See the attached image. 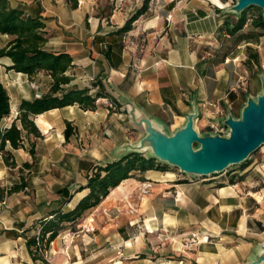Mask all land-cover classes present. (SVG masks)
Returning <instances> with one entry per match:
<instances>
[{
    "label": "crops",
    "instance_id": "crops-1",
    "mask_svg": "<svg viewBox=\"0 0 264 264\" xmlns=\"http://www.w3.org/2000/svg\"><path fill=\"white\" fill-rule=\"evenodd\" d=\"M7 1L11 7L22 9L27 16L42 20L48 37L45 48L70 55L73 67H78L85 73L82 80L87 84L85 87L93 91L97 89V86L93 84L100 80L109 95L122 110L124 109L127 118H129L128 110L132 108L136 115L145 116L156 127L168 134H173L184 126L187 115L193 111L194 107L198 110L195 123L206 125L207 119L202 115L203 104L206 101H219L226 98L234 104L236 100H239L240 93L245 90L243 88L246 83L245 76L248 74L246 70H243L242 74L243 51L242 47L235 43L233 38L235 33L232 32L236 21L219 17L214 10L203 4L197 5L195 10L191 8L182 11L180 10L183 7L181 2H175L171 13L172 18H162L157 14L146 15L145 12L131 24L130 30L116 33L131 17L128 9L124 10L119 7L120 0L110 2L107 5L109 8L107 11L103 9L102 0ZM169 3H172V0H169ZM178 11L179 14H177ZM0 39H2L0 48L5 47L10 40L7 35L2 34H0ZM108 48L110 50L109 60L104 55ZM5 66L9 65L1 63L0 78L3 74L12 73L11 77L18 81L22 91V94L16 92V101L13 102L10 98V113H12L18 110L20 99L31 101L39 98L37 95L39 92L42 94V91L41 87L29 81L33 80L38 73L28 77L26 74L10 70L7 74ZM45 77L50 79L47 75ZM256 77L258 80L259 74H256ZM89 81L93 82L89 83ZM33 118L40 133L38 140L41 145L51 143L55 135L59 137L56 141L62 145L63 150L57 155L63 161L72 160L70 166L72 173L69 174L72 182L64 184L61 180L56 182L54 181L55 174H26V176L19 174V181L15 185H19L23 178L25 186L16 193L35 190L38 194L50 196V199L46 198L38 206L31 205L29 202H26V205L16 206L15 218L1 222L3 231L0 233V242L6 243L5 245L10 249L0 252V264H8L6 258L13 264V253H16L17 244L20 245V249L24 247L29 257L25 239L37 235L42 223L51 219L53 212L57 210L56 204L59 206L65 200V207L72 209L78 203L81 197L73 201L72 195L76 190L86 186L88 175L100 162L96 157L83 158L79 154L71 157L70 152H66L65 146L70 142V137L67 140L64 137L66 123H69L74 135L78 133L83 136L99 128H101V133L107 136L110 133L112 139H105L111 148L108 162L118 155L116 146L127 141L121 136L123 129L112 123L107 107L83 110L77 105H72L51 109ZM130 124L135 129L136 126L131 121ZM22 135L25 141V132ZM32 158L34 166L38 163L41 164V168L49 171L47 166L52 159L46 156L41 155L39 158L37 154H34L29 159L23 157L21 163L30 164ZM155 172L158 171L149 170L140 174L144 180L156 182L158 180L155 178L159 176ZM59 176L62 180L68 178L66 174H59ZM81 176L84 177V182L80 184V187H74V179H79ZM130 181L131 178L121 181L115 194L113 196L108 194L105 200L119 199L124 192L122 187ZM168 189L169 186L157 184L154 185L152 191L162 192L161 196L166 197ZM175 190L178 193L180 188ZM55 195L57 198L54 197ZM220 195V192H217L218 198L214 197V200L207 198V204L211 203L219 213L223 214L240 209L237 208L239 202L235 196L228 195L223 198ZM180 197L178 193V198ZM158 209L161 210L159 207ZM248 209L242 200V233L248 230L249 224L253 225L247 218ZM162 218L160 225L164 226L166 225V214ZM70 223L72 222L67 224ZM256 223L260 225V222ZM78 224L81 227L88 225L84 220L78 221ZM115 227L118 226L115 225ZM58 234L52 243L60 238L63 231ZM243 237L242 234V240ZM132 238L127 230L118 228L115 235L106 236L105 240L124 243L123 251L127 252ZM80 241L90 243L88 248H93L97 245L99 238L84 234L80 237ZM82 254L81 251L75 253L73 263L76 260H82ZM204 254L213 255L214 253L207 251ZM261 254V250L251 253L242 249V257L235 258L231 262L223 261L220 264H247L259 258ZM217 257L219 259L220 256ZM206 258L210 262V257ZM57 259V261L60 260V258ZM196 263L200 264L197 258ZM218 263L217 260L216 264ZM81 264H87L86 259L85 263Z\"/></svg>",
    "mask_w": 264,
    "mask_h": 264
},
{
    "label": "rangeland",
    "instance_id": "rangeland-1",
    "mask_svg": "<svg viewBox=\"0 0 264 264\" xmlns=\"http://www.w3.org/2000/svg\"><path fill=\"white\" fill-rule=\"evenodd\" d=\"M112 1L102 0L101 4L105 11L109 9L107 5ZM159 1L150 0L145 14H157L162 18H172L173 5L175 2H181L183 7L180 10L182 11L191 8L195 10L197 5L203 4L214 10L219 17L231 18L236 23L239 20L238 15L228 11L235 0H172V3H169V0ZM118 4L120 8L128 9L129 15L132 16L141 8L143 0H120ZM179 13L178 11L177 14ZM260 15L263 17L262 9L247 8L244 11V25L233 37L235 43H238L243 51L242 74L243 70H246L248 74L245 76L246 83L243 87L245 90L240 93L239 100L232 104L231 114L235 118L239 117L246 99L249 96L256 99L260 92V78L258 84L256 74L264 76V28H257L253 25ZM9 39L11 38L9 37ZM1 43L2 39H0ZM1 63L10 66V62L5 58H0V66ZM7 67L5 66L4 69L8 74L7 71L10 70ZM12 75V73L10 75L3 74L0 84L6 90L9 101L12 98L14 102L16 101V92L22 94V91L18 81L11 77ZM66 75L72 80L65 88H86L87 84L82 81L85 73L80 68L72 67L66 72ZM45 76V73L39 72L36 77H33V80H29L35 86L41 87L42 94L48 92L51 83V80ZM91 82L93 81H89V83ZM96 91L97 89L93 91L90 89L89 94L93 95ZM42 94L39 92V97ZM20 102L21 99L19 104ZM106 107L112 118V123L123 129L121 136L127 139L116 146V152L120 154L127 145L136 146L143 138L144 132L138 127L132 128L130 119L127 118L124 109L122 110L119 105L108 100H95V109H105ZM18 114L19 110L10 113L9 117L2 121L1 128L9 126L10 122L18 117ZM16 124L20 126L18 121ZM194 128L199 135L212 133L203 123L196 122ZM100 129L89 131L83 136L78 133L74 135L75 133L72 131L69 145L65 146L66 152H70L71 157L75 154H79L83 158L96 157L100 160L98 163L104 166L109 160L108 156L111 155V148L105 139H112V135L108 133L109 136H107L101 133ZM25 136L23 147L11 149L6 146L5 150L0 153V233L3 231L1 222L15 218L16 206L26 205V202L38 206L46 198L50 199V196L38 194L35 190L23 193L10 192L9 190L19 181V174H23V176L26 174H55L54 181L56 182L59 180L63 184L72 182L69 175L72 173L70 169L72 160L65 159L63 161L58 158L57 154L62 152L63 148L56 141L59 139L57 135L51 139L52 142L49 141L51 143L42 145L38 138H34L28 133H25ZM79 138L80 141H78ZM31 145H34V154H37V157L40 158L42 155L52 159L47 166L49 171L41 168V164L37 163L34 166L33 158L30 159L31 168L27 169L23 166L21 163L23 157L28 159L33 157L29 153ZM197 148L198 144L194 143L193 149ZM148 154L149 151L143 155L148 157ZM4 157L8 159L7 162ZM157 161L160 162L159 166L162 168V171H158L160 173L155 172L159 176L155 178L158 181H146L142 174L132 173L131 181L122 187L124 192L119 199L105 200L104 198L95 208L86 211L72 223H62L63 228L59 233L63 231V234L60 238L51 244L40 240L39 247L31 248L33 256L28 251V257L24 247L20 249V245L17 244L16 253H13V264H25L26 262L29 264H81L85 263V259L87 264H197L196 258L200 264H216L217 260L220 264L223 261L231 262L235 258L242 257V249L251 253L261 250V247L264 246V145L244 162L231 165L220 173L203 177L180 172L178 168ZM59 174H66L68 178L62 180ZM82 182H84L83 176L79 179L75 178L74 187H80ZM157 184L169 186V189L166 190V197L161 196L162 192L152 191L154 185ZM117 187L111 188L108 194L113 196L119 188ZM177 188H180L178 192L180 198L175 190ZM76 191L72 195L73 201L89 193L85 187ZM217 192H220L222 197L235 196L239 202L237 208L240 209H234L228 214L219 213L216 207L211 203L207 204L206 201L207 198L210 200H214V197L218 198ZM54 197L57 198L56 195ZM242 200L249 208L247 218L253 224L251 226L248 223V230L244 233H242L241 225ZM63 201L65 202V200ZM64 202L59 206L56 204L57 210L63 212L70 210L65 207ZM158 207L164 214L159 211ZM165 214L166 225L162 226L160 222ZM81 220L86 221L88 225L81 227L78 224V221ZM256 222H260V225L258 226ZM85 228L89 229V233H85ZM116 228H124L133 237L127 252L123 251L124 243L105 240L106 236L116 234ZM84 234L99 238L97 245L88 248L90 243L86 244L83 241L81 243L80 237ZM135 236L137 238H134ZM28 239L26 238L25 242ZM5 244L0 242V252L10 249ZM78 251L83 252L82 260H76L73 263V256ZM207 251L214 254H204ZM44 252H46L45 258ZM217 256H220L219 259ZM206 257H210V262ZM57 258L60 260L57 261ZM6 260L8 264H11L9 259L6 258Z\"/></svg>",
    "mask_w": 264,
    "mask_h": 264
},
{
    "label": "trees",
    "instance_id": "trees-1",
    "mask_svg": "<svg viewBox=\"0 0 264 264\" xmlns=\"http://www.w3.org/2000/svg\"><path fill=\"white\" fill-rule=\"evenodd\" d=\"M149 1L143 0L141 8L116 33H124L130 30L131 24L146 12ZM244 21L243 11L232 32L239 31L244 25ZM253 25L263 29L264 17L260 15L253 22ZM44 27L40 18L27 16L22 9L11 7L7 0H0V34L11 38L5 47L0 48V58H7L10 62L7 69L26 74L28 77L43 72L51 80L48 92L31 101L21 100L18 117H15L9 126L4 128H1V123L9 117L10 104L9 96L0 84V153L5 150L6 146L11 149L23 147V132L32 135L34 138H40V133L32 119L36 115L51 109L72 105H77L83 110H94L95 100L98 98H105L117 104L100 80L93 84L97 86V91L93 95L89 94L91 88H65L72 80L66 75V72L73 67L72 58L67 53L53 52L45 48L48 37ZM104 55L106 59H110L109 48ZM17 121L20 123V128L16 124ZM71 134L72 129L69 127V123H66L65 139L67 140ZM33 146L31 145L29 149L31 156L34 155ZM4 160L7 162L8 159L4 157ZM159 163L154 157L130 152L113 162H107L104 166L100 164L94 166L87 177L85 186L89 193L82 197L72 209L66 212L55 210L52 218L42 223L39 239L45 241L46 244L52 242L63 228L62 223L73 222L86 211L95 208L108 195L111 188H115L121 181L131 178L132 173H144L149 170L162 171ZM23 166L27 169L31 167L28 163H24ZM24 186V179L21 178L20 184L13 186L9 191L16 192ZM35 246V237H30L26 242V247L31 255V248Z\"/></svg>",
    "mask_w": 264,
    "mask_h": 264
},
{
    "label": "water",
    "instance_id": "water-1",
    "mask_svg": "<svg viewBox=\"0 0 264 264\" xmlns=\"http://www.w3.org/2000/svg\"><path fill=\"white\" fill-rule=\"evenodd\" d=\"M258 7L263 10L264 0H235L228 10L238 17L249 7ZM260 92L256 99L249 96L241 108L238 118L232 116L231 111L221 117L219 122L227 129L226 133L199 135L195 128V119L198 116L196 107L187 115L183 127L173 134L156 127L145 116H138L132 108L128 110L129 119L138 127L144 136L136 146L127 145L113 160L123 155L136 152L147 153L161 162H165L180 172L200 177L217 174L231 165L244 162L248 157L264 145V76L259 75ZM198 144L193 149V144ZM262 254L253 262L247 264L264 263V246Z\"/></svg>",
    "mask_w": 264,
    "mask_h": 264
},
{
    "label": "built area",
    "instance_id": "built-area-1",
    "mask_svg": "<svg viewBox=\"0 0 264 264\" xmlns=\"http://www.w3.org/2000/svg\"><path fill=\"white\" fill-rule=\"evenodd\" d=\"M39 97V95H37ZM232 110V104L226 99H222L219 101H206L203 104L202 115H204L207 119L206 126L212 132V134H220L223 135L226 133L227 129L224 125L219 122L221 117L226 116L227 111ZM85 233H89V229L85 228ZM40 230L37 232L35 236L36 246L39 247L40 239H39ZM50 244L52 242H49ZM44 258L46 257V252H44Z\"/></svg>",
    "mask_w": 264,
    "mask_h": 264
},
{
    "label": "bare ground",
    "instance_id": "bare-ground-1",
    "mask_svg": "<svg viewBox=\"0 0 264 264\" xmlns=\"http://www.w3.org/2000/svg\"><path fill=\"white\" fill-rule=\"evenodd\" d=\"M118 188V187H117Z\"/></svg>",
    "mask_w": 264,
    "mask_h": 264
}]
</instances>
